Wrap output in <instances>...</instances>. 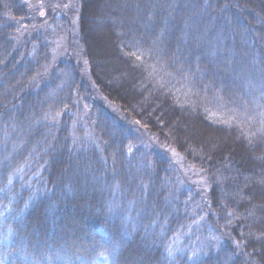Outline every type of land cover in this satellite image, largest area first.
I'll use <instances>...</instances> for the list:
<instances>
[{"label": "trees", "instance_id": "obj_1", "mask_svg": "<svg viewBox=\"0 0 264 264\" xmlns=\"http://www.w3.org/2000/svg\"><path fill=\"white\" fill-rule=\"evenodd\" d=\"M0 264H264V0H0Z\"/></svg>", "mask_w": 264, "mask_h": 264}, {"label": "rangeland", "instance_id": "obj_2", "mask_svg": "<svg viewBox=\"0 0 264 264\" xmlns=\"http://www.w3.org/2000/svg\"><path fill=\"white\" fill-rule=\"evenodd\" d=\"M26 1L30 2L31 0H26ZM55 6L56 7L52 10V14L54 13V10H57L56 8L59 7L58 4H55ZM38 14H40L42 19L49 18L47 16V11L45 9L43 10V8H40L38 10ZM51 17H55V18H58V19L59 18L63 19V15H61L60 13L58 15L56 14L55 16L51 15ZM72 20H74V19H72ZM69 29L70 28L68 27L66 32H68ZM63 31H64V29H63ZM57 33L58 32L55 33L56 37H57ZM58 38L62 39V36H60ZM61 39L60 40L58 39L59 45L56 48V53H58L59 51L60 52L64 51V50L61 49L62 45L64 44V40H61ZM172 154H174V152H172ZM173 159H174L175 163L178 164V166H175V170H178V172H180V173H178L180 175V176H178L179 177V182H181L180 183V187L181 188H185V189H189L188 191L190 193H192V194H194L196 196L199 194L202 198H205V200H206L207 195H208V193H207L208 185H207V182H206V179H205L204 175L202 173L198 172L195 169L185 168L183 166V160H182V158L180 156H178V154L175 155L173 157ZM178 167H179V169H178ZM206 193H207V195H206Z\"/></svg>", "mask_w": 264, "mask_h": 264}, {"label": "snow or ice", "instance_id": "obj_3", "mask_svg": "<svg viewBox=\"0 0 264 264\" xmlns=\"http://www.w3.org/2000/svg\"><path fill=\"white\" fill-rule=\"evenodd\" d=\"M133 55H136V54H135V53H133ZM140 58H141L140 56H137V59H140ZM128 151H129V152H131V151H132V148H131V146L129 147ZM173 152H174V154H175V150H173ZM237 246H239V242H237Z\"/></svg>", "mask_w": 264, "mask_h": 264}]
</instances>
